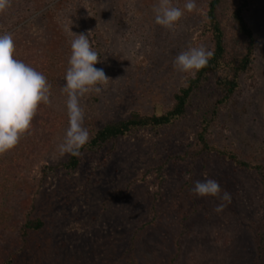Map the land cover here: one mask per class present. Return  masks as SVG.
I'll use <instances>...</instances> for the list:
<instances>
[{
    "label": "rangeland",
    "instance_id": "rangeland-1",
    "mask_svg": "<svg viewBox=\"0 0 264 264\" xmlns=\"http://www.w3.org/2000/svg\"><path fill=\"white\" fill-rule=\"evenodd\" d=\"M39 1L46 3L37 11L38 0H19L20 21L3 29L22 48L32 41L44 44L48 32L36 17L59 4L54 16L67 41L66 70L74 38L69 32L89 34L90 44L102 60L95 67L103 68L112 78L100 94L91 93L81 100L84 127L89 133L94 120L101 124L105 119L123 118L133 109L149 111L154 104L167 107L170 91L192 74L176 70L175 57L190 45H203L211 51L209 36L200 29L204 0H195L198 11H185V21H180L175 33L155 22L153 6L158 0ZM172 3L184 6L179 0ZM245 18L257 38L253 76L241 77L233 103L223 110L212 129L216 142L232 143L238 148L246 147V139L264 143V0H253ZM65 83L62 80V87ZM61 90L59 94L58 89L55 92L53 108L63 115L62 125L50 153L34 166L28 182L12 193V218L24 219L34 191L39 188L35 193L37 205L44 208L45 217L54 225L53 232L64 243L68 264H124L126 236L132 235L139 221L151 218L154 219L146 232L136 238L138 264H264L257 236L263 214L260 203L264 199L259 180L253 172L243 171L214 154L204 169L198 163L190 189L198 180L218 181L231 194V202L223 201L225 207L220 213L214 209L222 201L212 196L198 197L185 186L190 177L185 162L167 165L160 189L153 184V174L142 176L144 151L152 144L144 131L136 137L121 138L112 151L83 154L69 186L61 192L58 190L67 182L62 169L48 175L39 187L41 166L67 157L58 152L69 126L67 96ZM129 194L136 198V207L142 204L135 219L131 216ZM13 232L0 239V256L9 250ZM122 255L124 260L116 263Z\"/></svg>",
    "mask_w": 264,
    "mask_h": 264
},
{
    "label": "trees",
    "instance_id": "trees-1",
    "mask_svg": "<svg viewBox=\"0 0 264 264\" xmlns=\"http://www.w3.org/2000/svg\"><path fill=\"white\" fill-rule=\"evenodd\" d=\"M18 1L12 0L11 7L5 13H0V34L8 31L3 28L9 29L20 21L17 18ZM179 1L183 5L186 2ZM204 1L205 10L201 15L204 21L200 29L209 36L211 51L214 53L208 65L196 72L194 77L189 74L181 86L170 91V104L167 107L154 104L146 112L133 109L123 118L105 119L101 124L94 120V127L90 129V141L81 149V155L67 154L63 161L56 164H43L39 187L48 175L62 169L67 176V182L58 190L61 192L69 186V179L80 166L83 154L93 156L105 150L112 151L121 138L136 137L139 132L144 131L149 134L152 144L144 151L145 169L142 176L153 174V184L158 189L165 183L167 165L181 161L188 166L190 177L185 186L190 189L191 176L198 163L204 169L214 154L243 171L253 172L259 180L264 197V143L246 139V147L238 148L232 143H218L212 139V129L223 110L233 103L240 89L241 77L245 74L253 76L257 38L245 18L253 0ZM44 3L46 1L41 2L43 5ZM41 4L35 3L37 11ZM57 6L60 5L49 6L48 11L52 14L43 11L36 17L43 21L45 31L48 32L44 44H34L32 41L33 45L26 44L22 48L13 37L16 45L15 58L44 74L52 85V104H41L32 121L30 134L23 136L14 149L0 156V239L10 234V231H15L9 250L0 256V264H68L64 243L57 239L53 232L54 225L45 217L44 208L37 205L39 203L35 193L39 188L34 191V197L23 220L12 218L13 212L10 211L12 193L28 182L34 166L50 153L52 142L63 122V115L53 108L55 92L58 89L59 94L63 88L67 60V41L61 36L57 21L55 23ZM181 21H185V18ZM166 150L167 154L164 153ZM129 197L131 216L135 219L142 204L136 207V198L133 194H129ZM260 205L263 214L257 236L260 256L264 260V199ZM153 219L137 221V225L132 228V235L129 233L124 242L126 259L122 255L116 263L124 260V264H138L134 251L136 238L142 237Z\"/></svg>",
    "mask_w": 264,
    "mask_h": 264
},
{
    "label": "clouds",
    "instance_id": "clouds-1",
    "mask_svg": "<svg viewBox=\"0 0 264 264\" xmlns=\"http://www.w3.org/2000/svg\"><path fill=\"white\" fill-rule=\"evenodd\" d=\"M12 5V0H0V13ZM198 11L195 0H186L183 8L173 5L172 0H158L153 6L155 22L175 33L185 15ZM98 26V25H97ZM92 30H89V33ZM71 55L68 60L62 93L66 94L68 128L63 142L58 146L60 156H80L81 149L89 143L90 133L84 127L85 109L82 98L91 93L100 94L112 78L103 68L95 65L102 60L89 41V34L69 32ZM16 45L9 32L0 34V156L14 149L23 136L30 134L32 121L41 104L51 106L52 85L44 74L15 58ZM214 53L203 45L189 46L174 59L173 67L183 73H192L205 68ZM190 191L198 197L212 196L222 201L214 209L223 211V201L231 202V194L222 189L215 179L195 181Z\"/></svg>",
    "mask_w": 264,
    "mask_h": 264
}]
</instances>
